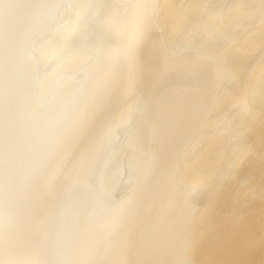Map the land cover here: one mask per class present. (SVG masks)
<instances>
[{"label":"bare ground","instance_id":"6f19581e","mask_svg":"<svg viewBox=\"0 0 264 264\" xmlns=\"http://www.w3.org/2000/svg\"><path fill=\"white\" fill-rule=\"evenodd\" d=\"M0 264H264V0H0Z\"/></svg>","mask_w":264,"mask_h":264}]
</instances>
